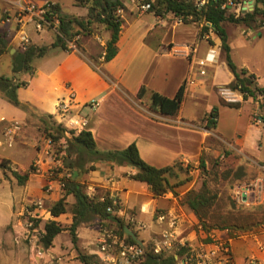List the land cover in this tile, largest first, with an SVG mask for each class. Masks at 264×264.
Returning a JSON list of instances; mask_svg holds the SVG:
<instances>
[{
    "label": "crops",
    "instance_id": "1",
    "mask_svg": "<svg viewBox=\"0 0 264 264\" xmlns=\"http://www.w3.org/2000/svg\"><path fill=\"white\" fill-rule=\"evenodd\" d=\"M119 1L122 3L123 8L118 9V12H116L123 23L117 43L118 53L113 60L108 63L103 62L105 46L111 37V32L107 29H105L104 41L100 45L101 51L99 52L97 43L92 40H81L80 51L53 50L43 58L34 60L32 75L19 72L18 78L29 83L26 88L19 89V100L22 103L30 104L36 113L53 116L58 101L73 95L79 107L78 111L89 119L90 123L87 131L92 133L98 150H122L135 143L142 159L157 168L171 166L184 156L192 160L202 154L207 142L205 133L208 131L205 129L200 131L201 129L199 130L196 123L200 117L207 116L216 105L222 106L219 97L220 94L222 95V91H227V95L233 97V100H228L229 102L240 103V108L235 110L241 111L245 104L251 101V98L244 101L240 93L230 88L235 78L224 60L221 49V36L217 35L212 27L203 37H199L200 28L186 24H176L174 19L176 17L172 13L162 16H156L150 12L138 13L131 0ZM26 2H32L37 6L46 3L58 4L64 14L79 20H84L82 18H85V20L90 19L88 7L80 6L76 0H0V34L5 36L9 44V54L1 55L0 60L5 56H14L22 51L21 36L17 31L13 16L17 12L18 5ZM6 12H8L9 17L7 21L3 16ZM91 21L93 23L95 20L92 19ZM181 26H188V28L181 29ZM222 27L226 32L232 60L234 61V51L247 47L252 40H249L246 37L248 35L244 32L240 35V33L237 34L232 31L229 34L231 37H229L227 34L228 29H226L224 23ZM37 35L38 37L28 35L31 37L32 46L44 47L47 44L50 46L54 43V41L47 44L41 43L39 40L41 34ZM231 38L237 42H232ZM189 47H195L196 52L188 54ZM210 53L214 54V60L209 62L206 68L207 74L202 77L197 73L196 62ZM87 57L96 58L100 69L98 70ZM9 59H11V63L12 58ZM152 59L161 61L162 68L157 74H148L145 71V63ZM181 62H184L185 66ZM179 63L182 64V67H185L181 74H177ZM234 63L236 64L235 61ZM236 66L239 69H246L249 75H254L256 85L264 88V82H262L264 77H261V74H256V71L245 63L236 64ZM190 75H193L195 80L192 85L186 84V80ZM184 83V100L179 114L175 117L164 116L162 122H154V124L146 127L143 121L138 118L136 112L139 103L142 102L137 97L140 87L144 85L147 88L145 97L148 99H150L153 92L173 98ZM92 101L100 103L95 110L88 105ZM203 105L208 106L206 111L194 119H188L184 115V108L194 107L200 111V106ZM252 112L253 108L251 107L249 117ZM115 117H118V119H115ZM27 119L26 112L0 97V138L8 122L14 121L23 126L26 124ZM214 130L217 133L216 128ZM23 143H19L18 146L22 151H29L27 150L26 140ZM31 154L23 169L18 160H13L3 154H0V159L9 160L10 163L15 164V168L19 171H27L30 164L37 160L36 162L40 163L39 167L45 172L50 164V157L47 156L49 154L47 146L36 147ZM95 166L94 171L84 174L102 183L103 187L111 191V195L116 191L119 200L124 203L127 209H136V215H144L140 212V209L147 208L148 214L146 216L151 218V223H146L147 226L151 225L150 229L147 228L146 230L148 235L157 229L152 219L157 208L166 209L169 215L180 222L176 196L173 193L169 192L162 197L155 198L146 184L130 179L129 176L136 173L133 167L118 166L106 162H98ZM43 179L44 176L41 177L36 174L33 176L31 174L27 183L23 186H19L16 179H4L5 183L10 186L11 192L3 198L0 197V206L7 207L9 212L7 217L2 218V220L4 219L2 227L10 225L17 210L30 199L44 198L48 205L61 199L59 193L49 194L43 192L44 190L41 187ZM130 181L144 186L134 187L129 183ZM117 191H120V193ZM111 195L110 197H112ZM133 195L139 198L136 204L130 199ZM169 197L173 200H170ZM66 203L72 207L75 198L72 195L67 196ZM121 211L122 213L119 215H127V210L123 208ZM70 216L73 217L72 213ZM127 216L129 217V215ZM60 219L61 217L51 218V220L61 224ZM72 222L73 219L71 224ZM81 229L83 228L79 227V230ZM79 237H81L80 234ZM242 238L243 240L235 239L234 243L230 242L234 261H237L235 250L240 249L248 254L244 258V263L247 259H250L257 261L259 264H264V230L253 232ZM55 240L54 243H56Z\"/></svg>",
    "mask_w": 264,
    "mask_h": 264
},
{
    "label": "rangeland",
    "instance_id": "2",
    "mask_svg": "<svg viewBox=\"0 0 264 264\" xmlns=\"http://www.w3.org/2000/svg\"><path fill=\"white\" fill-rule=\"evenodd\" d=\"M192 1L196 2L197 0ZM229 1V13L240 16L242 15L241 11H253L254 4L257 0ZM246 2L248 3L249 8L244 10L247 7ZM239 5H241V7ZM260 7L263 8L261 4ZM189 25L200 28V30L202 28V25L198 24ZM224 26L228 29L227 34L229 37H231L229 34L232 33V31H235L237 34L240 33V35L244 32L248 35L246 37L249 40H252L247 47L239 48L234 51L233 55L236 64L241 65L242 63H245L255 70L256 74H261V77H264V16L259 15L256 21L250 26L234 25L228 22H225ZM180 28H188V26H181ZM24 29L29 36L34 37V35H36V37H38L37 34H41L39 40L44 44H47L48 42L50 43V41H55L57 36L60 35L58 28L55 30L49 28L42 32H36L35 24H29ZM105 29L107 28L104 24L94 21L89 28V32L85 33L81 31L77 35L80 37L77 41H74L76 40L75 36L72 41L68 42L75 44L76 49H73V51H80L81 40H92L97 43V50L99 52L101 51L100 45L104 41ZM17 31L19 32V30ZM76 31H78V28ZM84 36L85 38H83ZM231 41L234 43L237 42L234 39ZM46 46H48V44ZM6 53L9 54V51H6ZM12 56H5L0 60V75L12 78L15 75V69L17 70V73L20 71L19 63L23 55L18 53L17 57ZM9 58H12L11 63V59ZM87 59H90V62L93 63L98 70L100 69L96 58L87 57ZM181 63L185 66L184 62ZM181 63L178 64L177 74H181L184 71L185 67H182ZM144 67L148 74H157L162 68L161 61L158 59H152L149 62H146ZM17 77H19V73ZM262 82H264V79ZM219 97L226 102H229L228 100H233V97L227 95L225 90L222 91V95L220 94ZM250 100L251 101L247 102L241 111L224 108L220 105L215 106L220 110L216 126V132L219 135L215 133L214 129L206 128L207 116L200 117L199 121L196 123V125L199 126V130L201 129L200 131H203V129L208 131L205 133L207 136V142L205 143L206 145L202 154L192 160L189 159V157L184 156L182 159H179L174 163L177 165L175 172L179 175L178 180L184 182L181 187L176 189V204L178 208V217L181 219L180 222L178 219H175V224L172 228L168 222L160 223L157 214L167 212V210L157 208L154 217H152L153 223L157 226V229L148 235L146 230L147 228L150 229L151 225L147 226L146 223H151V218L150 216H146L148 214L147 208L144 209L145 211L140 209V212L144 215H136V209H127L124 203H121L120 201L121 210L123 208L127 210V215H129V217L123 214H117V216L126 224L131 225V230L134 231L138 235V239L144 243V249L147 248L149 252L157 254L154 251L155 244L160 243L164 239L163 235L165 232H169L173 233L174 238H169L171 247L164 250L163 253L165 256L175 255L180 264H182V259L177 255L179 246L187 247L191 253L195 252L201 254L202 257L200 260L202 264H250V259H247L245 263L243 262L245 256H248V254L240 249L235 250L236 263L230 248L231 241L234 243L235 239L243 240L242 237L245 235L247 236L253 232L264 230V99L258 97L255 100L253 98ZM207 105L200 106L201 112L194 107H186L184 108V115L188 117V119H194L199 114L206 111L208 107ZM251 107L253 108V112L249 117V109H251ZM136 112L138 118L143 121L146 127L150 124H154V122H162L164 118V116L159 113L152 111L150 108V99L147 97H144L142 102L139 103V108L136 109ZM115 119H118V117H115ZM58 125L65 130V136L72 137L75 135L69 129L64 127V125L59 124L54 117L53 119L47 118L46 115L35 113V115L28 117L26 124L22 126L21 132L15 135L14 143L11 146L8 145L6 141V129H4L2 137L0 138V142L3 143V145L0 146V154L6 155L13 160H18L23 169L32 155L31 152H33L36 147H40L41 145L44 147L47 146L49 152L47 156L50 157L48 169L43 172L39 167L40 165L36 163L37 160L33 162V164H30L28 168L30 169V167L33 166L40 170L39 172L36 171L32 173L33 176L35 174L41 177L44 176V181L41 186L42 190H44L43 192L49 194L56 192L59 193L60 198H63L65 196V191L59 188L57 183L62 181L66 172L70 170L69 165L66 164L68 163V160L65 159L66 166H64L63 162L65 158L64 156H66V152L63 151L62 145L64 141L61 140L60 142L55 143L53 142V139L49 137V133L55 134L57 132ZM21 140H26V145H28L27 150L29 151H22L18 146L19 143L24 144V141ZM49 141L50 143H48ZM14 165L15 164L11 163L12 168L17 170ZM19 173L23 174L24 171H19ZM86 175L87 174H82L76 180L84 185L86 193L91 198L101 197L102 199V196L110 194L111 191L103 187L101 185L102 183H99V181L97 182ZM7 178H13L15 180L10 171H7L5 176L4 171L0 169L1 198L11 192L10 186L4 181V179ZM50 181H53L55 184L53 189L48 192L46 191V186ZM170 181L172 183L177 182L175 177H171ZM129 183L134 187L139 186L140 188L144 186L134 181H130ZM203 184H206V187L216 196V202L209 214L210 222L212 221V223L217 222L220 224H224V222L227 224L236 223L242 226L258 225H254L253 228L251 227L250 230L245 232H236L237 237L233 239L229 238L228 230H211L210 232H206V230L200 226L199 220L193 211H191L186 205H182L185 195L189 191L202 190ZM247 186L257 188L258 190H255V192L252 191L253 193L250 194L251 196H249L246 204L237 203L234 199L235 190ZM114 192V194L110 195L119 198L116 191ZM117 192L120 193V191ZM169 198L170 200H173L171 197ZM42 199L45 201L44 198ZM130 199L135 204L136 201L139 200V198L134 195ZM53 204L55 203L48 205L45 201L46 209L50 210ZM70 209L71 206L68 204V212L63 214V216H60L61 225L66 229L70 227L71 220L73 219V217L70 216ZM19 211L20 208L15 213V218H13L10 225L2 227L1 225H3L4 221L2 218L4 216L7 217L9 212L7 207L0 206V264H82L78 258L79 253L96 256L100 260L98 248L94 243V238L100 231V228L103 226L116 231L119 230L117 225L113 222L106 221L104 222V225H102L103 223L99 220H92L88 223L82 224L80 228L83 229L79 230L78 228L76 231V245L72 242V236L69 230H65L56 237V243H53V246L49 248L48 253L41 256L31 250L23 240V230L19 225L18 219ZM79 234L81 237H79ZM221 246H229L230 258L224 256L223 252L220 250ZM144 262L145 255H143L137 264H143Z\"/></svg>",
    "mask_w": 264,
    "mask_h": 264
},
{
    "label": "trees",
    "instance_id": "3",
    "mask_svg": "<svg viewBox=\"0 0 264 264\" xmlns=\"http://www.w3.org/2000/svg\"><path fill=\"white\" fill-rule=\"evenodd\" d=\"M151 2V0H146ZM80 6L88 7L89 18L88 20H79L68 14H64L61 11V7L58 4L52 6V11L57 14L59 19L58 31L60 35L57 36L54 43L50 46L36 47L30 45L26 50H22L20 71L23 73H29L32 75V64L35 59H40L46 56L49 52L60 49L69 50L67 41H72L78 33L89 32V28L92 25V19L104 24L111 32V37L107 41L105 46L104 63H108L113 60L117 53V43L119 41L122 30V19L117 15L116 11L123 8L122 3L119 0H76ZM229 0H208V2L198 8L196 2L192 0H156L150 13H154L156 16H162L167 13H172L178 18H183L184 23L202 25L199 33V37H203L212 28L206 24L215 25L212 30L219 36L222 41V53L227 67L234 75V81L231 83L230 88L240 93L244 101L249 98L254 100L258 98V93L264 92V88L258 87L255 82V76L249 75L246 69H239L231 56V49L228 43V38L222 24L225 22L234 25L250 26L256 21L259 15L264 16V0H257L254 4V9L251 12L241 11L242 15L236 16L229 13L228 7ZM238 3V2H235ZM260 4L263 8L260 7ZM78 28V31L76 29ZM8 41L3 34H0V56L5 54L9 50ZM18 53L14 55L17 57ZM18 72V73H19ZM15 69L14 76L12 78L1 76L0 77V97L6 99L10 104L20 108L27 113V116L35 115V109L27 103H22L18 97V91L21 88L28 86V81L20 80ZM147 88L143 85L140 87L137 97L140 100L146 96ZM185 83L179 88L178 92L173 98H168L157 92H153L150 97V108L152 111L159 113L162 116L175 117L179 114L182 103L184 100ZM220 104L224 107L232 109H239L240 103H230L224 100H220ZM219 116L218 108H213L207 115L208 129H215L217 126V119ZM47 118H52L51 115H46ZM264 119V118H263ZM59 126V125H58ZM59 126L55 134L49 133V137L53 139V142L57 143L63 140V151L66 152L64 156L68 160L69 171L72 176L67 180L64 191L65 196L57 201L50 209L53 217H60L68 212V204L66 203V196L72 195L75 198V203L72 205L70 212L73 215V222L69 228H65L59 222L51 220L45 224V236L43 239V245L46 249L53 246L55 238L64 232L69 230L72 236V242L74 245L77 243L76 231L85 223L90 221L99 220L104 225V222L110 221L117 225V232L120 236H126V241L129 244L137 245V243L126 235L125 229L131 230V225L126 224L121 218L117 216V212L121 209L119 198L118 205L114 206L113 212L108 211V208L113 204V198L110 194H106L100 198H91L85 191L84 185L79 183L76 179L84 173L94 171L96 169L95 164L98 162L112 163L118 166H130L136 170V173L131 174L129 177L131 180L144 183L149 187V190L155 198L164 196L171 192L177 196L176 189L181 187L184 182L178 180L179 175L175 172L177 165L167 166L163 168H157L145 160L142 159L139 149L135 143L130 144L128 147L122 150H109L100 151L97 148L96 141L90 131H83L79 135H73L72 137L65 136V130ZM63 129V130H62ZM61 131V132H60ZM89 163L90 166H87ZM0 169L5 173L10 171L12 176L17 180L19 186H23L27 183L32 173L36 171V168L31 166L29 170L24 173H19L13 170L11 163L7 159L0 160ZM171 177H175V183L170 181ZM216 202V196L203 184V189L200 191H189L185 197L182 205H186L199 220L200 226L210 232L211 230H228L229 238L233 239L237 237L236 232H245L253 228L251 226H242L238 224H224L210 222V210ZM264 223V222H263ZM103 227V226H102ZM235 232V233H234ZM137 235V234H136ZM138 236V235H137ZM145 255V262L143 264H180L175 255L165 256L164 253L155 254L149 252L147 248H143ZM177 255L181 257L182 262L191 258L189 249L185 246H179ZM82 264H102L96 256L79 253L78 256ZM182 263V264H184Z\"/></svg>",
    "mask_w": 264,
    "mask_h": 264
},
{
    "label": "built area",
    "instance_id": "4",
    "mask_svg": "<svg viewBox=\"0 0 264 264\" xmlns=\"http://www.w3.org/2000/svg\"><path fill=\"white\" fill-rule=\"evenodd\" d=\"M156 0H151V2H147L146 0H131V3L134 5L135 9L138 13H146L152 9V5ZM208 0H197L196 6L201 8L204 6ZM232 4V3H231ZM53 3H46L42 6H37L32 2L21 3L18 5L17 12L14 14L13 19L16 23L17 30L20 32L21 36V49L24 51L31 45V39L25 31V27L29 24H35L36 32H42L45 29H57L59 26V19L57 14L52 11ZM247 7L244 9H248L249 5L246 2ZM241 7V5H239ZM229 7V6H228ZM241 9V8H240ZM118 12V10H117ZM116 12V13H117ZM5 21L9 20L8 12L4 15ZM176 17V16H175ZM176 24H184L183 18L176 17ZM211 27L210 24H206ZM80 37L76 35L74 41H77ZM68 48L70 46V50L76 49L74 43H69L67 41ZM195 47H189L190 53H195ZM214 60V54L210 53L202 59H199L196 62V66L198 67L197 73L200 76H206L207 71L206 68L209 65V62ZM192 74V73H191ZM195 80L193 75H190L186 84H194ZM227 94V91H225ZM258 97L260 99H264V92L258 93ZM99 102L92 101L88 105L91 109L95 110L99 107ZM79 107L75 102L74 96L70 95L68 98L60 99L56 105L55 113L53 117L58 121L59 124L64 125L67 129L73 132L76 135H79L83 131H87L89 129V119L88 117L81 115L78 111ZM5 136L7 137L6 141L8 145H12L14 143V137L22 130V125L11 121L6 126ZM50 143V141L48 142ZM3 143L0 142V146ZM37 164H40L36 162ZM36 165V164H35ZM38 166V165H37ZM39 172V169H36ZM35 171V172H36ZM72 176V173L68 170L65 174V177L62 181L58 182L57 185L59 188H65L67 180H69ZM54 182L50 181L46 186V191L50 192L53 189ZM258 190L257 188L244 187L241 189H237L234 192V199L239 204H246L250 194ZM253 191V192H252ZM113 198V204L108 208V211L113 212L114 206L118 205V199L116 197ZM103 200V199H101ZM145 211L144 209H142ZM122 213L121 209L118 210L117 214ZM49 216V218H48ZM52 214L50 210H47L45 207V201L43 199L29 200L22 205L20 211L18 213L19 225L23 230V240L26 244L33 250L35 253L39 255H43L48 253L49 249H46L43 245V239L46 234L45 232V224L49 222L52 218ZM158 221L160 223L168 222L170 227L172 228L175 224V219L172 218L171 215L165 212H161L157 214ZM174 238L173 233L165 232L163 235V240L160 243H156L154 247V251L157 254L163 253L164 250L171 247V243L169 242V238ZM94 243L96 244L100 256V262L102 264H137L139 260L144 255L143 247L133 244H129L126 241V236H120L116 230L101 227L100 231L97 233L94 238ZM184 245V244H183ZM221 252H223L224 256H230V248L229 246H221ZM191 253V252H190ZM201 254L191 253V258L187 261L182 262L184 264H202L200 258ZM225 257V258H226ZM250 264H259L255 260H251Z\"/></svg>",
    "mask_w": 264,
    "mask_h": 264
},
{
    "label": "water",
    "instance_id": "5",
    "mask_svg": "<svg viewBox=\"0 0 264 264\" xmlns=\"http://www.w3.org/2000/svg\"><path fill=\"white\" fill-rule=\"evenodd\" d=\"M212 28H215V25H210ZM126 235L130 236L139 246L144 247V243L138 239L136 233L129 228L125 229Z\"/></svg>",
    "mask_w": 264,
    "mask_h": 264
},
{
    "label": "flooded vegetation",
    "instance_id": "6",
    "mask_svg": "<svg viewBox=\"0 0 264 264\" xmlns=\"http://www.w3.org/2000/svg\"><path fill=\"white\" fill-rule=\"evenodd\" d=\"M185 24V23H184Z\"/></svg>",
    "mask_w": 264,
    "mask_h": 264
}]
</instances>
